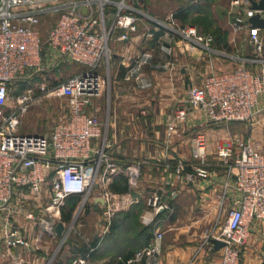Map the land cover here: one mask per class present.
Wrapping results in <instances>:
<instances>
[{
    "label": "built area",
    "instance_id": "obj_1",
    "mask_svg": "<svg viewBox=\"0 0 264 264\" xmlns=\"http://www.w3.org/2000/svg\"><path fill=\"white\" fill-rule=\"evenodd\" d=\"M143 1L0 0V212L9 210L16 195H39L44 187L49 191L45 211L50 215L58 214L68 197L88 201L98 191L105 233L113 216L127 208L130 195L111 192L109 184L113 177L124 175L129 189H134L144 163L115 162L108 153L102 124L86 112L90 100L103 93L104 78L99 70L108 65L109 42L115 31H122L115 38L117 42L128 41L145 18L174 32L190 51L214 52L211 36L200 35L193 27L180 29L153 19L142 10ZM230 1L238 6L249 0ZM251 13L248 10L245 17H234L231 26L235 32L248 33L252 58L238 59L241 64L232 71L210 74L201 84L190 85L186 101L175 111L172 122L186 121L192 109L203 110L209 123L253 122L258 100L264 95V37L260 30L250 28ZM46 18L54 21L43 33L41 22ZM152 36L150 32L146 34L148 38ZM157 45L164 55L171 54L162 42ZM152 57L151 52L143 53L129 71L128 79L134 78L142 90L151 84L140 76V68ZM247 62L258 71L246 68ZM62 63L76 64L83 70L51 88L43 82L30 86L45 66L55 68ZM24 85L27 86L10 105L11 93ZM48 96L66 99L67 117L55 123L49 135L21 134L20 119L32 104ZM166 132L168 140L180 136L172 123ZM194 139L189 163L173 160L175 164L160 165L165 172L173 169L176 175L183 176L187 184L207 177L212 166L203 134L197 133ZM216 157L226 173L217 197L216 221L213 228L205 231L198 251H213L211 241L217 240L224 244L219 249L220 264H241L250 225L264 224V153L240 144V153L233 157L232 144L225 142L218 147ZM147 205L149 209L142 215L146 226L153 223L147 217L149 212L172 214L160 195L150 197ZM27 216L33 217L32 213ZM163 235L160 229H153L149 241L125 264H160ZM15 246L28 248L29 244L12 231L6 236V247ZM72 264L88 261L78 257Z\"/></svg>",
    "mask_w": 264,
    "mask_h": 264
},
{
    "label": "crops",
    "instance_id": "obj_2",
    "mask_svg": "<svg viewBox=\"0 0 264 264\" xmlns=\"http://www.w3.org/2000/svg\"><path fill=\"white\" fill-rule=\"evenodd\" d=\"M228 9L229 14L233 15V20L234 17H245L249 4L243 1L240 5L233 6L229 0ZM142 10L153 19L162 20L148 12L144 7V1ZM175 13L176 11L163 20L170 23L172 25L170 27L180 29L193 27L198 34L211 36V33H204L208 31L207 28H203L196 22L185 25L187 20L182 22L176 19ZM261 18L264 19V12L261 13ZM211 22L214 28L215 23ZM216 25L220 28V32L224 33L225 41L219 46L216 44V39L211 36L213 39L211 48L214 51L212 53L201 49L190 51L174 32L158 27L154 21L145 18L138 23L137 32L131 35L128 41L117 42L115 38L122 31L116 30L113 39L109 42L111 57L108 65H104L99 70L104 80L111 82V94L108 93L107 106L103 108L99 97L91 99L86 108L87 114L102 124L104 137L109 145L108 153L115 162L119 165L144 163L138 183L132 192L124 175L113 177L111 183L117 188L127 184L126 191H113L112 188L110 191L119 195L129 194L130 197L134 195V198L137 197L136 201L145 196L149 199L154 195H160L172 212L176 213V216L173 215L172 218L166 211H161L157 215L151 212L147 214L148 219L153 221L152 229L158 228L164 233L160 264H220L219 250L198 251V248L205 231L210 228L211 222H214L218 211L217 197L226 168L221 165L215 154L220 142L228 139L227 132L218 127L219 124L225 123H209L205 112L200 109H192L184 122L171 121L175 111L185 103L186 90L190 85L201 84L202 80L210 74L232 71L241 64L238 59L252 58V53L232 55L233 49L239 53L245 45H248L247 32H235L231 23L229 24L226 20ZM149 32L152 33V38L146 37ZM260 35L264 37V30L260 31ZM158 42L169 47L171 54L161 53L158 50ZM145 52H151L153 57L140 68V76L149 82L151 87L142 90L134 78L128 79V75L136 59ZM64 65L67 63H62L55 68L45 66L42 73L35 79L41 77V81L38 82H43L51 88L59 83H55L49 74L58 71ZM163 65L166 67L163 68ZM245 66L252 71H258V68L249 62L245 63ZM255 116L259 127L254 131L253 138L261 141L260 139L264 136V95L258 100ZM260 122L263 123L260 124ZM169 123H172L180 133V136L173 137L171 140L166 138ZM197 133L203 134L205 138L207 159L212 166L209 168L207 177L193 184H187L183 176L176 175L173 169L165 172L160 165L173 160L189 163ZM22 198L25 201H33L32 208L20 207L19 202ZM48 202L49 191L46 187L39 195L18 194L12 200L6 212V227L9 225V220L17 221L18 227L23 230L22 238L27 240L29 247L6 248L4 259L6 264L50 263L47 256L52 244L66 224L73 219L76 210L73 211L71 220L64 222L61 217L65 204L58 214L50 215L45 211ZM28 213H32L31 219L28 218ZM89 213L88 215L93 214L91 211ZM101 220V217L97 216V226L100 229L98 239L83 256L87 258L88 264H119L124 255L146 244V241H143L138 247L128 231L123 232L126 241L124 240L121 244V241L115 240L114 234H109L110 227L109 232L107 230L103 233L104 224ZM59 225L62 227L60 231L57 229ZM249 231L251 237L259 235L263 237L264 224L255 222L250 225ZM127 240L130 241L127 242ZM0 243H5L2 237H0ZM52 256V258L55 257V255Z\"/></svg>",
    "mask_w": 264,
    "mask_h": 264
},
{
    "label": "rangeland",
    "instance_id": "obj_3",
    "mask_svg": "<svg viewBox=\"0 0 264 264\" xmlns=\"http://www.w3.org/2000/svg\"><path fill=\"white\" fill-rule=\"evenodd\" d=\"M227 6L229 7V0H144V7L148 10V12L151 15L161 18L162 20H165V18L174 11L179 9L187 10V8H190L191 11L188 14L185 25H191L192 23L196 22L197 24L203 26V28L208 29V31L204 32L205 34L211 33L210 35L215 37V39L217 38L218 32L220 31V28H218V25L216 24L225 20L229 24L232 22L233 15L229 14V9ZM53 21L54 19H42L41 29L43 33H45ZM211 21L215 23L213 24L214 28H212ZM166 24L168 26H172L170 23L166 22ZM248 47V45H245L239 53L235 52L233 49L232 55H250L251 50L250 47ZM82 70V67L79 65L67 64L58 71L50 73L49 75L52 77L51 79L55 83H61L65 79L78 74ZM38 81H41V77L34 79L30 86L34 87L35 83H38ZM26 86L27 85L21 86L15 92L11 93L9 97L10 105L18 93L22 92ZM110 92L111 82L104 80V90L100 96V101L103 108L107 106V100L109 98L108 95L111 94ZM34 93L37 94L36 92ZM67 115L68 110L66 99L53 96L43 97L40 99V101L32 104L20 119L19 132L25 135H49L53 125L66 118ZM262 123L263 122H260V124ZM218 127H220L219 129H224V131L228 134L227 141L225 140L220 142L219 146L225 142H230L232 144L233 157L240 153V144H247L254 150L260 151L262 153L264 152V136L262 139H260L262 142L259 141L258 138H253V135H255L254 131H256L257 127H259V125H257L256 116L254 117L253 122H231L219 124ZM130 190L131 192L133 191V189ZM99 197V192L94 191L93 195L88 201H83L81 198H79V200L76 202V211L74 212L73 219L66 224V227L63 228V231L52 244V248L48 253L49 256H47V260L48 263L50 262L49 264H72L73 261L78 257H83L90 249V246L92 247L93 242L97 241L100 230L97 226V216H100L102 219L101 209L99 208V205H101ZM136 198H134V195H131L127 208L113 216L111 225L116 224L118 227H120L118 231L113 234L116 237L115 240L118 239L117 241H121V244H123L122 242L124 240L126 241L125 237L123 236V232L128 231L129 233L135 235L134 233L137 234L142 231L140 237L136 239L135 236L131 235V238L135 239L134 242L137 243V246L139 247L144 241L143 237L147 235L149 236L153 229L152 224L146 226L142 222L143 212L149 209L147 205L148 198L146 199L145 196L137 201ZM139 203H141V205H139L141 209L137 207ZM32 204L33 201H25L23 198L19 202L20 207H26L27 209L32 208ZM69 205L70 204L65 201L64 210H66ZM90 211L93 212V214L88 215L90 214ZM132 211L133 214H131L128 219L124 218L125 214L130 212L132 213ZM173 215L176 216L174 211L169 217L172 218ZM101 221L104 224L103 220ZM215 221L216 218L214 222H211L212 224L210 227L213 228ZM220 222L223 223V220ZM8 224L9 225L6 227V211L0 212V237H2L5 241L4 244H1L2 242L0 243V264H6V261H4L6 258L7 248L6 236L12 231H17L20 237L23 236V230L22 228L18 227L19 224L17 221L9 220ZM129 241L130 240H127V242ZM244 248L245 249L242 251L241 264H264V236H249ZM52 255H55V257L52 258Z\"/></svg>",
    "mask_w": 264,
    "mask_h": 264
},
{
    "label": "trees",
    "instance_id": "obj_4",
    "mask_svg": "<svg viewBox=\"0 0 264 264\" xmlns=\"http://www.w3.org/2000/svg\"><path fill=\"white\" fill-rule=\"evenodd\" d=\"M191 10H190V8H187V10L186 9H179V10H177L176 11V13L174 14V17L176 18V19H179V20H181L182 22H184V21H186L187 20V17H188V14H189V12H190ZM213 37V36H212ZM213 39H215V37H213ZM225 41V35H224V33H222V32H218V35H217V38H216V44H219V46L220 45H222V43ZM172 164H175L176 162L175 161H173V162H171ZM127 185V184H126ZM126 185L125 186H123V187H121V188H117V187H115V186H113V183H110V185H109V189L111 190V188H112V190L113 191H126ZM111 190V191H112ZM79 198L80 197H78V196H70V197H68L67 199H66V201L70 204L69 205V207L66 209V211L64 210V212L62 211V217H61V219H62V221H64V222H69L70 220H71V217H72V213H73V211L75 210V204H76V202L79 200ZM139 205H141V203H139L138 204V206L137 207H139ZM139 209H141V207H139ZM131 214H133V211H132V213L130 212V213H127V214H125L124 215V218H126V219H128L130 216H131ZM125 219V220H126ZM120 222H122V221H120ZM119 223V222H118ZM120 227H118L116 224H112L111 225V227H110V235L111 234H113V233H115V232H117L118 231V229H119ZM144 232V231H143ZM141 233H142V231L141 232H139V233H134L135 234V239L136 238H138V237H140V235H141ZM108 234V235H109ZM151 234L152 233H150V235L148 236H145V237H143V240L144 241H146V243L149 241V239L151 238ZM133 235V234H132ZM137 235V236H136ZM134 236V235H133ZM132 239V238H131ZM134 239V240H135ZM94 244V243H93ZM134 252L135 251H133V252H131V253H128L127 255H124L122 258H121V262L119 263V264H122L123 262H126L128 259H130L132 256H133V254H134Z\"/></svg>",
    "mask_w": 264,
    "mask_h": 264
},
{
    "label": "water",
    "instance_id": "obj_5",
    "mask_svg": "<svg viewBox=\"0 0 264 264\" xmlns=\"http://www.w3.org/2000/svg\"><path fill=\"white\" fill-rule=\"evenodd\" d=\"M249 10L251 15L248 18V23L251 29L264 30V19L261 18V13L264 12V0H259L258 2L249 0ZM59 231L62 230L61 225L58 226ZM211 243L214 246V250L218 251L221 247L224 246L222 242L217 240H212Z\"/></svg>",
    "mask_w": 264,
    "mask_h": 264
}]
</instances>
